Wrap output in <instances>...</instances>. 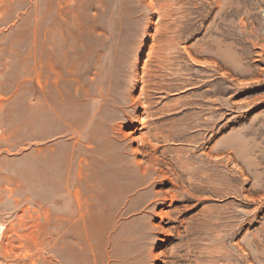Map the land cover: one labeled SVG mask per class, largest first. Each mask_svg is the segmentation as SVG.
<instances>
[{"label": "rangeland", "instance_id": "obj_1", "mask_svg": "<svg viewBox=\"0 0 264 264\" xmlns=\"http://www.w3.org/2000/svg\"><path fill=\"white\" fill-rule=\"evenodd\" d=\"M0 264H264V0H0Z\"/></svg>", "mask_w": 264, "mask_h": 264}]
</instances>
